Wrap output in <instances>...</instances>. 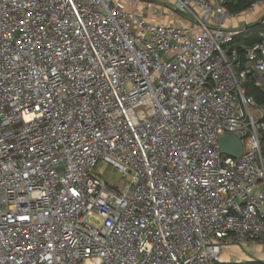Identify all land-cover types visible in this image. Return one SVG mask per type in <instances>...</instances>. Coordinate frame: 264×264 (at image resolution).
<instances>
[{
  "label": "built area",
  "instance_id": "1",
  "mask_svg": "<svg viewBox=\"0 0 264 264\" xmlns=\"http://www.w3.org/2000/svg\"><path fill=\"white\" fill-rule=\"evenodd\" d=\"M141 1L0 0V264H226L227 248L264 249V105L245 88L264 91V0L127 4ZM258 8L256 24L227 25Z\"/></svg>",
  "mask_w": 264,
  "mask_h": 264
},
{
  "label": "rangeland",
  "instance_id": "2",
  "mask_svg": "<svg viewBox=\"0 0 264 264\" xmlns=\"http://www.w3.org/2000/svg\"><path fill=\"white\" fill-rule=\"evenodd\" d=\"M117 1H123L125 8L130 9L134 12L141 11L142 7H144L145 5V3L141 1L140 7L133 8L135 7L133 5L128 7L127 0ZM261 14L262 9L258 8L252 14L242 15L235 21H228L227 25L232 26L234 29H240L245 27L246 25H253L258 22V18L261 16ZM249 86L250 84H247L245 85V88H249ZM250 89H248V91ZM95 174L106 181L107 185L113 189H117V187L123 180L118 171L103 160L98 163ZM221 260L225 261L224 263L226 264H241L245 260H252L254 263H264V249L259 246L248 248L243 245H235L232 248H227L224 250V254Z\"/></svg>",
  "mask_w": 264,
  "mask_h": 264
},
{
  "label": "trees",
  "instance_id": "3",
  "mask_svg": "<svg viewBox=\"0 0 264 264\" xmlns=\"http://www.w3.org/2000/svg\"><path fill=\"white\" fill-rule=\"evenodd\" d=\"M256 1L257 0H230L227 8L232 13H242L245 10H247ZM257 41L258 38L256 35H246L242 37V39L240 40L241 43L246 45H252ZM248 89H250L248 91V94L252 96L258 104L264 105V91L254 86H249ZM256 264H264V263H256Z\"/></svg>",
  "mask_w": 264,
  "mask_h": 264
},
{
  "label": "water",
  "instance_id": "4",
  "mask_svg": "<svg viewBox=\"0 0 264 264\" xmlns=\"http://www.w3.org/2000/svg\"><path fill=\"white\" fill-rule=\"evenodd\" d=\"M220 148L222 153L230 155L233 158H240L244 152L243 143L241 140L231 134H227L220 138Z\"/></svg>",
  "mask_w": 264,
  "mask_h": 264
},
{
  "label": "crops",
  "instance_id": "5",
  "mask_svg": "<svg viewBox=\"0 0 264 264\" xmlns=\"http://www.w3.org/2000/svg\"><path fill=\"white\" fill-rule=\"evenodd\" d=\"M232 21H235V20H232ZM233 30H239V29H234L232 26H230Z\"/></svg>",
  "mask_w": 264,
  "mask_h": 264
}]
</instances>
